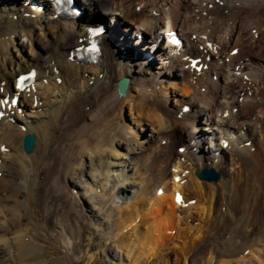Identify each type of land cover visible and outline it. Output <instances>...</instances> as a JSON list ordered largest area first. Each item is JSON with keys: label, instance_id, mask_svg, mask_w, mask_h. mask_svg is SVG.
<instances>
[{"label": "bare ground", "instance_id": "1", "mask_svg": "<svg viewBox=\"0 0 264 264\" xmlns=\"http://www.w3.org/2000/svg\"><path fill=\"white\" fill-rule=\"evenodd\" d=\"M27 1H20L22 5L18 0H0V7L12 11L8 15L20 18L14 22L0 13V58L10 54L7 41L12 35L19 31L29 37L34 25H44L52 29V35L40 42L28 67L37 70L38 80L61 77L60 87H85L64 95L67 110L48 105L49 116L41 130L30 125L22 130L18 118L13 119L14 124L0 119V146L15 153L10 161L9 154L0 152L3 263L70 262L65 256L52 259L46 248L57 243L74 256L84 216L70 201L69 178L81 177L82 160L87 157L96 177L103 179L100 195L109 179L113 180L107 201L97 198L94 189L90 191L98 211L105 210L108 221L113 220L112 238L126 264H148L151 257L157 261L160 254L168 256L167 249L190 264H264V0H85L79 22L54 18L53 13L44 17L37 8L31 9V2L41 4L38 0ZM97 16L107 21L115 18L123 33L133 26L155 39L161 32L176 30L185 46L180 55L168 59L167 67L151 68L153 61H137L132 67L119 54L128 33L117 51L106 38L102 41L105 50L96 67L77 65L69 52L84 38L85 20ZM7 36L9 40H1ZM234 50L237 54L231 55ZM196 58H201L197 67L206 64V70L197 73L189 67ZM11 65L8 60L0 62V100L10 92L8 79L25 71L19 65L8 73ZM89 72L96 75L92 83ZM122 76L130 78V85L125 96L118 97L115 83ZM172 80L176 82L172 88L178 91L173 92L178 108L169 104L163 90ZM50 86H44L46 93L51 92ZM57 88L54 83L52 89ZM33 101L24 97L20 103L31 106ZM8 106L3 104L5 115ZM183 106H188V112L182 111ZM123 108L138 123H151L157 137L153 135L147 145L138 144V136L121 123ZM200 123L206 128L196 132ZM215 131H219L218 137ZM28 133L39 134L30 154L22 149V138ZM206 139L209 146L204 150L200 142ZM131 142L137 143L136 150ZM174 145L177 151H173ZM124 155L133 161L137 183L131 186L139 188L127 203L118 204L119 193L133 182L124 162H116L126 158ZM204 167L217 170L219 180L198 179L196 174ZM92 182L91 187L98 186ZM175 193L180 195L179 203ZM239 210L245 211L243 216ZM192 213L200 218V225L189 226L199 219H193ZM58 217L64 222L56 231ZM228 227L232 235L225 240L222 235L228 233ZM245 252L246 257H238ZM229 257L236 259L231 262Z\"/></svg>", "mask_w": 264, "mask_h": 264}, {"label": "rangeland", "instance_id": "2", "mask_svg": "<svg viewBox=\"0 0 264 264\" xmlns=\"http://www.w3.org/2000/svg\"><path fill=\"white\" fill-rule=\"evenodd\" d=\"M6 1L7 0H2L3 3H5ZM18 2H20V0H18ZM16 7L17 6H15V7L12 6L13 9H16ZM3 8L4 7H2V6L0 7V13L3 16L11 14L12 11L7 12L8 10L5 9L6 10L5 11ZM9 8H7V9H9ZM18 11L21 12V7L18 9ZM119 14H120L119 12L116 13V17L118 19H120ZM47 17H48V15H47ZM8 18L13 20L14 22H17L20 19L18 14H14V16L8 15ZM131 29H132V27H131ZM51 35H52V29L47 28L44 25H34V27L32 28V33L30 35L31 37L30 36L29 37L23 36V34L18 31L17 34L12 35L10 41H7L8 42L7 43L8 53H10V54L5 55V57H1L0 62L5 63V61L8 60L12 64H14V65H11L9 67V69L7 71L8 73L12 72L13 68L17 69L19 67V65L22 66L24 68V70L28 69L29 68L28 63L31 62V60L33 58H36V55L39 52V48H40V44H41L40 42H42L44 39H47V37H49ZM8 38H9L8 36L7 37H1V40L6 41V40H9ZM159 65H161V64H159ZM159 65L154 64V67H160ZM164 71H166V70H164ZM88 74L91 75V79H90V82H91L93 80V78L96 77V75H93L90 72ZM97 75L99 77V73ZM9 81L11 84H13L14 75L8 79V85L10 84ZM54 83H56L60 89H58V88L52 89ZM38 84H41L42 86L36 87L37 89H36L35 97L37 98V100H35L33 105H31V106L28 105L25 108L21 109V113H14V115H13L15 118H18L17 119L18 123H20V125H22V127H26L27 125H30L33 129H35V128L38 129L40 127L39 130H41V128H43L45 125V124H43V121H47L46 118H48L47 116H49V113L46 112V111H48L46 109V108H48V105H51V104L58 105L60 109H66L67 110V107H65L66 105H63V103H62L64 95L68 96V95L72 94V92L75 93L76 91H81L85 87V86L81 87L80 84H78V86L76 88H74L73 90H72V88L68 87L67 85H65V87L64 86L60 87L61 83L56 82V79L54 77H52L51 79L42 78V80L38 81ZM45 85H51L50 86V88H51L50 93L45 92V88H44ZM172 86L173 87L176 86V82L174 80L170 81V85L164 84L163 90L167 92L166 97L168 98V101L170 100L169 104H173L174 106H176L178 108V106H180V103L179 102L176 103V101L174 100L175 96L173 95V92L177 93L178 91L175 90L174 88H172ZM41 95H42V97H41ZM88 109L89 108H85V111H88ZM30 113L31 114L33 113L32 114L33 116ZM262 116H263V114L258 115V117H262ZM121 121H122L121 123L127 127L126 130L129 133H132L133 135L138 136V144L147 145L149 139H151L153 137V135H154V137H157V131L154 128V126L151 125V123H149L147 121H143L142 123H138L137 117H134V118L130 117V113H128V110L126 108H123ZM129 128L131 129V131H129ZM35 136L38 140L39 134H37ZM125 138L128 139L129 136L127 135V136H125ZM130 146L132 149H135V150L138 148L137 143H134V142H131ZM176 147H177V145L173 146V151H177ZM2 153L9 154L8 160H10V161L13 158H15V156H13L15 154L13 151H9V152L4 151ZM119 154L123 155L124 152L120 151ZM124 156H126V158L118 159L116 162H120V161L122 163L124 162L123 167L127 170L126 172L129 174L128 176H130V178L132 177L131 179H129V181L132 180L133 182L128 183V188L127 187L124 188L126 190L124 193H122V194L119 193L120 197L118 199H116V202L118 204L127 203L128 200L132 197V195L139 188L136 185L131 186V184L137 183L136 182L137 180L134 177V171L132 170L133 169V165H132L133 161L132 162L129 161V157L127 155H124ZM3 158H7V155H3ZM81 169H82L81 177L76 175L72 178H69V181H71L72 185L69 187V190H68L69 195H70V201L71 202L73 201L74 205L76 206V209L82 211L83 216H84L83 220L81 221L82 222V230H81L80 236L77 237L76 246L74 247V250H75L74 256L69 255L67 253V251L63 248V246H59L57 243L55 245L50 246L49 248H46V250L48 252L52 253V256H51L52 259H56V258L63 257V256H65L68 260L70 259V262L68 264H118L120 262L124 263L125 262V256L123 255L122 252L119 251V249H117L115 247V243H114L113 238H112L113 234H114V232H113V228H114L113 220H112V222H111V220L108 221V219H107L108 213L105 210L102 212L98 211L100 207L97 205L95 197H92V194L95 192L94 194L98 195L97 198L103 199V197H104L103 200L107 201L106 196H107L108 192L110 191V188L113 184L112 183L113 180H111L112 178L109 179L108 186L106 187L105 192H102L101 193L102 195H100L101 189L104 188V187H102V185H100V183L102 182V179L96 177L95 171L93 170L94 165L91 163L90 159L85 157L82 160ZM226 169L230 170L228 168H226ZM230 171L232 172V170H230ZM94 180H95V184L98 185L95 188L91 187V185L93 184L92 181H94ZM90 188L94 189V192L90 191ZM246 190H248V189H246ZM21 199H22V201L26 202L25 197L21 196ZM247 204L249 205V203H247ZM248 205H246V206L248 207ZM69 206L70 205H68V207ZM244 210L247 211L248 209L244 208ZM239 211H242L241 215L243 216L245 211H243V210H239ZM193 214L194 213H192L193 219L199 218V217H197V214H194V215ZM190 220L191 219H189V221ZM26 221H29V220H26ZM200 221H201L200 218L197 221H194V222L191 221L189 223L190 224L189 226L191 227L194 225H196V226L200 225L199 224ZM55 222L57 223L56 227H58L56 229V231H59L62 228L59 225V223L63 224L64 220L62 219V217H58L55 220ZM226 226H228V222L226 223ZM226 226H224L223 230L225 229ZM230 229L231 228L228 227V229H227L228 233L226 235H224V231H223L222 237L225 238V240H228V238L232 235V231H230ZM10 237H12V236H10ZM167 250H165L164 253L167 254L169 257L163 256V255H162L163 257H161V254H160V256L157 257L158 258L157 261H156L155 257H151V259H148V262H149L148 264H154V263L155 264H160V263L161 264H165V263L166 264H190L187 260H183L180 257L176 258V256L173 255L174 253L172 252V250H169V249H167ZM170 252H172V253H170ZM246 254L247 253L245 252L242 255H239L238 257L239 258H242V256L246 257L247 256ZM1 256H3V255L0 254V264H5V263H3V261L6 259V257L4 259V258H1ZM153 258H155L154 259L155 261H152ZM164 258L167 259V262L164 260ZM230 258H232V259H230ZM227 259L231 262H234L236 258L235 257H229ZM125 264H126V262H125Z\"/></svg>", "mask_w": 264, "mask_h": 264}, {"label": "water", "instance_id": "3", "mask_svg": "<svg viewBox=\"0 0 264 264\" xmlns=\"http://www.w3.org/2000/svg\"><path fill=\"white\" fill-rule=\"evenodd\" d=\"M128 84V80L125 78L120 79L117 82V92L119 96L125 95V90ZM35 138L32 134H27L23 138V150L25 153L29 154L33 150ZM200 180L207 182H216L219 179V174L213 169H202L201 172L197 175Z\"/></svg>", "mask_w": 264, "mask_h": 264}, {"label": "snow or ice", "instance_id": "4", "mask_svg": "<svg viewBox=\"0 0 264 264\" xmlns=\"http://www.w3.org/2000/svg\"><path fill=\"white\" fill-rule=\"evenodd\" d=\"M209 47H211V45H209ZM96 50L97 49H96L95 45H92V47L89 49V51H93V52H95ZM31 75H34V74H30L29 76H21L19 78L16 86L17 87H21L26 79H30L31 78ZM15 102H16L15 100L12 101V103H15ZM4 103H6V101L0 100V105H3ZM176 179H177V181H179V177H176ZM176 200H177V203L180 202L181 198H180L179 194H177Z\"/></svg>", "mask_w": 264, "mask_h": 264}]
</instances>
